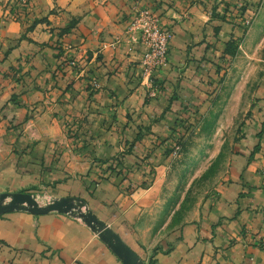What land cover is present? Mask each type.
I'll return each instance as SVG.
<instances>
[{"label": "crops", "instance_id": "1", "mask_svg": "<svg viewBox=\"0 0 264 264\" xmlns=\"http://www.w3.org/2000/svg\"><path fill=\"white\" fill-rule=\"evenodd\" d=\"M207 1L30 0L25 20L0 21V193L42 186L84 198L138 255L172 239L157 264H264V78L222 181L170 237H152L158 182L144 183L148 165H135L184 103L207 97L203 67L217 54L206 53ZM4 8L0 0V19ZM135 8L174 32L154 98L131 30ZM0 264L124 263L74 218L12 211L0 215Z\"/></svg>", "mask_w": 264, "mask_h": 264}, {"label": "rangeland", "instance_id": "2", "mask_svg": "<svg viewBox=\"0 0 264 264\" xmlns=\"http://www.w3.org/2000/svg\"><path fill=\"white\" fill-rule=\"evenodd\" d=\"M2 2L5 7L0 19L2 23L19 21L22 17L25 20L30 14V0ZM207 3L209 18L206 25L211 26L212 38L206 47V53L209 49L210 53L213 49L217 52L214 57L209 55L206 59L211 63L207 72L206 67H203L206 76L204 83H207L204 92L207 97L201 101L193 99L184 103L181 113L169 126V133L158 135L149 145L145 142L147 151L138 157L139 160L135 164L138 168L143 164L148 165V168L144 167L147 168L145 175H149L144 183L151 185L155 181L158 182L160 201L149 217L153 238L167 235L170 237L171 232L190 219L194 210L214 194L222 181L229 150L237 134L240 135L244 120L250 114V109L246 108L253 104L254 92L259 81L264 78V0H209ZM2 42L0 36V47ZM58 48L62 51V47ZM130 146L133 147V144ZM108 170L112 173L110 168ZM119 173H122V168ZM3 193L31 194L41 206L59 199L42 186ZM75 198L85 202V207L95 213L89 208L86 199ZM11 200L12 197L8 196L2 203L8 204ZM85 207L83 210H86ZM27 208V203L20 204L19 208L13 211L34 214ZM58 213L80 221L99 237L98 233L77 215ZM97 217L101 219L98 215ZM104 222L127 244L119 233ZM147 222L149 223V220ZM99 239L105 243L100 237ZM173 246V240L169 238L166 244L159 242L149 253L146 252L145 256L137 255L143 264H157V254L169 253ZM121 261L123 262L122 259Z\"/></svg>", "mask_w": 264, "mask_h": 264}, {"label": "water", "instance_id": "3", "mask_svg": "<svg viewBox=\"0 0 264 264\" xmlns=\"http://www.w3.org/2000/svg\"><path fill=\"white\" fill-rule=\"evenodd\" d=\"M12 197L8 204L2 202L6 197ZM79 201V202H78ZM0 214L19 208L20 204H28L27 210L34 214H46L51 211L72 213L82 218L99 237L123 260L125 264H143L139 256L133 251L108 225L97 217L95 213L85 207V202L75 197L55 199L46 206H41L36 198L26 193L0 194ZM85 207L86 210H83Z\"/></svg>", "mask_w": 264, "mask_h": 264}, {"label": "built area", "instance_id": "4", "mask_svg": "<svg viewBox=\"0 0 264 264\" xmlns=\"http://www.w3.org/2000/svg\"><path fill=\"white\" fill-rule=\"evenodd\" d=\"M131 30L137 32V41L144 51L140 61L142 76L147 79L148 96L157 97L160 85L155 76L168 62L170 43L174 32L171 27L163 25L161 18L155 12L146 8H135ZM71 64H75L74 61Z\"/></svg>", "mask_w": 264, "mask_h": 264}, {"label": "trees", "instance_id": "5", "mask_svg": "<svg viewBox=\"0 0 264 264\" xmlns=\"http://www.w3.org/2000/svg\"><path fill=\"white\" fill-rule=\"evenodd\" d=\"M159 85H161V84L159 83ZM109 168H111V169H113V170H116V167H112V166H110ZM118 173H119V170H118Z\"/></svg>", "mask_w": 264, "mask_h": 264}]
</instances>
